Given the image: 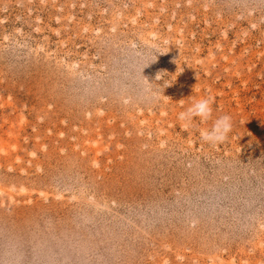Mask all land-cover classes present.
Instances as JSON below:
<instances>
[{
	"label": "rangeland",
	"instance_id": "374dc122",
	"mask_svg": "<svg viewBox=\"0 0 264 264\" xmlns=\"http://www.w3.org/2000/svg\"><path fill=\"white\" fill-rule=\"evenodd\" d=\"M0 264H264V0H0Z\"/></svg>",
	"mask_w": 264,
	"mask_h": 264
},
{
	"label": "clouds",
	"instance_id": "9594fccd",
	"mask_svg": "<svg viewBox=\"0 0 264 264\" xmlns=\"http://www.w3.org/2000/svg\"><path fill=\"white\" fill-rule=\"evenodd\" d=\"M160 73L157 74L156 79H162L160 78ZM211 105V98H201L195 101L186 111L179 113L178 118L189 124L195 117H200L202 120H208L212 116ZM231 127V117L222 116L214 122L210 131L202 130L200 136L203 140L208 142H220L226 137L227 133L231 131Z\"/></svg>",
	"mask_w": 264,
	"mask_h": 264
}]
</instances>
